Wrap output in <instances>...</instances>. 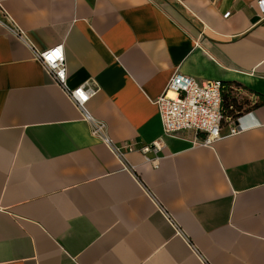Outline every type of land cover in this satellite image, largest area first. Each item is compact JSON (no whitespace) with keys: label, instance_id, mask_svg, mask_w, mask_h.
Masks as SVG:
<instances>
[{"label":"crops","instance_id":"obj_1","mask_svg":"<svg viewBox=\"0 0 264 264\" xmlns=\"http://www.w3.org/2000/svg\"><path fill=\"white\" fill-rule=\"evenodd\" d=\"M58 44L67 86L95 89L86 106L115 142L159 140L157 166L138 150L124 166L91 134L35 57ZM177 69L240 86L242 130L165 134L154 100ZM0 264H264L256 0H0Z\"/></svg>","mask_w":264,"mask_h":264},{"label":"built area","instance_id":"obj_2","mask_svg":"<svg viewBox=\"0 0 264 264\" xmlns=\"http://www.w3.org/2000/svg\"><path fill=\"white\" fill-rule=\"evenodd\" d=\"M256 3L264 15V0H256ZM2 12L6 17V25L13 33L19 35V29L14 21L4 9ZM34 54L54 82L76 106L81 118L88 123L91 134L100 139L124 166L128 167L126 153L134 150L140 151L146 160H150L154 166H157L158 157L156 155L149 157V154L158 152L162 147L159 140L139 145L133 141L115 142L107 134L104 121L94 117L86 106L88 99L95 93V89L88 83H82L73 88L67 86V67L63 44L34 51ZM154 102L158 107L165 134L193 133V142L199 145H210L221 138L223 136L221 127L224 123L229 126V134H235L242 130L236 116L223 113L222 83L218 79L198 80L177 69L170 77L164 91ZM199 133L203 136L199 137ZM159 209L174 226L176 233L184 236L183 231L172 220L169 213L161 206Z\"/></svg>","mask_w":264,"mask_h":264},{"label":"trees","instance_id":"obj_3","mask_svg":"<svg viewBox=\"0 0 264 264\" xmlns=\"http://www.w3.org/2000/svg\"><path fill=\"white\" fill-rule=\"evenodd\" d=\"M222 83V109L224 115L238 116L245 110L248 105V100L245 94L240 91L241 87L235 84ZM256 102L251 105L254 106Z\"/></svg>","mask_w":264,"mask_h":264}]
</instances>
